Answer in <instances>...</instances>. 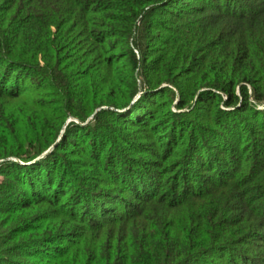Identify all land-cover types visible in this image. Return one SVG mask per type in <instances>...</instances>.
Returning <instances> with one entry per match:
<instances>
[{"label": "trees", "instance_id": "trees-1", "mask_svg": "<svg viewBox=\"0 0 264 264\" xmlns=\"http://www.w3.org/2000/svg\"><path fill=\"white\" fill-rule=\"evenodd\" d=\"M0 264H264V0H0Z\"/></svg>", "mask_w": 264, "mask_h": 264}, {"label": "water", "instance_id": "water-1", "mask_svg": "<svg viewBox=\"0 0 264 264\" xmlns=\"http://www.w3.org/2000/svg\"><path fill=\"white\" fill-rule=\"evenodd\" d=\"M53 148H54V146L51 147L48 151H46L44 154L48 153V152L51 151ZM42 156H43V155H42ZM39 158H40V157H39Z\"/></svg>", "mask_w": 264, "mask_h": 264}]
</instances>
